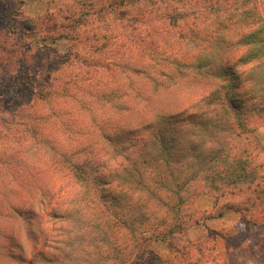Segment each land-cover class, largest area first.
I'll return each instance as SVG.
<instances>
[{
	"label": "clouds",
	"instance_id": "1",
	"mask_svg": "<svg viewBox=\"0 0 264 264\" xmlns=\"http://www.w3.org/2000/svg\"><path fill=\"white\" fill-rule=\"evenodd\" d=\"M0 264H264V0H0Z\"/></svg>",
	"mask_w": 264,
	"mask_h": 264
}]
</instances>
